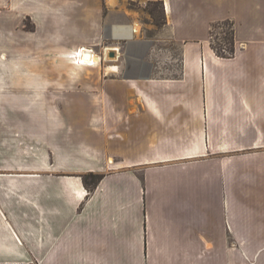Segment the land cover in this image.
I'll return each mask as SVG.
<instances>
[{
  "label": "crops",
  "instance_id": "0c3cea01",
  "mask_svg": "<svg viewBox=\"0 0 264 264\" xmlns=\"http://www.w3.org/2000/svg\"><path fill=\"white\" fill-rule=\"evenodd\" d=\"M113 1L0 0V264H264V0Z\"/></svg>",
  "mask_w": 264,
  "mask_h": 264
},
{
  "label": "rangeland",
  "instance_id": "374dc122",
  "mask_svg": "<svg viewBox=\"0 0 264 264\" xmlns=\"http://www.w3.org/2000/svg\"><path fill=\"white\" fill-rule=\"evenodd\" d=\"M141 0H121L122 4L124 5L123 7H130V8H135L139 15L142 17L143 22L145 25L149 26L151 28V31L149 33V36L154 37L156 36V31H157V27L163 26L164 24V15L163 12L161 10V5H159L158 3L155 2H150L148 3L146 9L144 10V7L141 5ZM99 2V1H98ZM115 6H118V0H114L113 1ZM225 31H228V27L227 26H223V27H218L214 30V38H213V42L216 46L218 47H229L228 45H226L225 42L222 41V38L224 37V33ZM179 49L177 46H174L173 44L168 43V41L166 42H161L159 41L158 44H156V49L154 52V58L161 62V65H164L165 63H169V60L171 58H179ZM167 65V64H165ZM179 70V62H175L174 63V67H172V71L168 72L170 75V73H174L177 74ZM86 74L90 75L92 74V71H86Z\"/></svg>",
  "mask_w": 264,
  "mask_h": 264
},
{
  "label": "trees",
  "instance_id": "16d2710c",
  "mask_svg": "<svg viewBox=\"0 0 264 264\" xmlns=\"http://www.w3.org/2000/svg\"><path fill=\"white\" fill-rule=\"evenodd\" d=\"M158 3L159 5H161V10L163 12L164 15V9H163V5L161 2H155ZM223 26H227L228 27V31H225V35L222 38V41L226 43V45H228L229 47H218L214 44L213 42V47L216 50V52L222 56V57H229L231 55H233L235 53V40H234V27L233 24L231 22H224V23H219V24H215L212 27V38H214V30L218 27H223ZM102 176L101 175H96L93 173L87 174L83 177L84 183L86 185V187L89 190H93L101 181Z\"/></svg>",
  "mask_w": 264,
  "mask_h": 264
},
{
  "label": "bare ground",
  "instance_id": "6f19581e",
  "mask_svg": "<svg viewBox=\"0 0 264 264\" xmlns=\"http://www.w3.org/2000/svg\"><path fill=\"white\" fill-rule=\"evenodd\" d=\"M135 30H137V29H135ZM86 53H90V57H85L84 54H86ZM80 54H81V58L76 59V63H78V64L79 63L80 64L81 63L82 64H94V63H97L99 61V58L94 56L91 51H81Z\"/></svg>",
  "mask_w": 264,
  "mask_h": 264
},
{
  "label": "water",
  "instance_id": "95a60500",
  "mask_svg": "<svg viewBox=\"0 0 264 264\" xmlns=\"http://www.w3.org/2000/svg\"><path fill=\"white\" fill-rule=\"evenodd\" d=\"M116 55H117V53L115 50L109 51L108 56L110 59H115ZM85 57H90V53H86Z\"/></svg>",
  "mask_w": 264,
  "mask_h": 264
},
{
  "label": "built area",
  "instance_id": "2783aa9c",
  "mask_svg": "<svg viewBox=\"0 0 264 264\" xmlns=\"http://www.w3.org/2000/svg\"><path fill=\"white\" fill-rule=\"evenodd\" d=\"M80 52H81V50L78 52V54H77V58H81V54H80ZM86 54H84V56H85ZM81 62V61H80Z\"/></svg>",
  "mask_w": 264,
  "mask_h": 264
}]
</instances>
